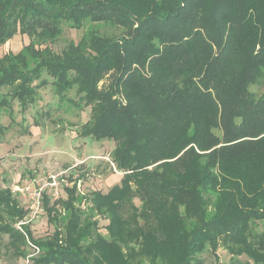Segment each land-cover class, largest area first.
Listing matches in <instances>:
<instances>
[{
  "label": "trees",
  "instance_id": "1",
  "mask_svg": "<svg viewBox=\"0 0 264 264\" xmlns=\"http://www.w3.org/2000/svg\"><path fill=\"white\" fill-rule=\"evenodd\" d=\"M83 32L60 53L63 24ZM0 110L13 122L51 85L90 107L78 136L113 142L122 176L107 191L42 192L53 226L0 188V238L29 264H264V0H0ZM6 127L0 122V142ZM50 193V192H49ZM137 199L139 204L134 200ZM107 221L100 232L99 220ZM262 225L261 231L253 229ZM222 248L232 261L221 262Z\"/></svg>",
  "mask_w": 264,
  "mask_h": 264
},
{
  "label": "rangeland",
  "instance_id": "2",
  "mask_svg": "<svg viewBox=\"0 0 264 264\" xmlns=\"http://www.w3.org/2000/svg\"><path fill=\"white\" fill-rule=\"evenodd\" d=\"M96 30L102 35H115L119 28L103 24L85 23L81 29H73L63 24L59 37L50 43L55 53H60L69 41H77L83 32ZM26 35L16 34L6 43L0 45V55L6 52L16 53L28 43ZM255 92L264 91V81L252 87ZM66 97L76 101L59 100L51 85L39 89L36 101L20 112L17 102L13 103V122L6 110H0V122L6 127L0 142V188H9L20 205L32 207V192L43 187V192L51 196L44 186L48 174L65 170V182L61 183L59 196L65 197L64 188L73 182L79 194L91 190L107 191L118 184L122 174L111 163L110 152L113 142L109 140L94 141L78 136L80 126L90 115V107L78 103L75 88L66 93ZM139 204L137 199L134 200ZM25 221L35 238H44L53 231V226L46 220L42 208L35 216L27 214ZM106 220H99L100 232L105 234L103 226ZM262 225L258 224L253 233H259ZM7 236L0 238V264H29L28 257L36 254L33 248L27 249V258L16 257L6 249ZM221 262L233 259L222 248L217 250ZM205 264H214V257L207 250L201 255ZM237 264H247L246 257H237Z\"/></svg>",
  "mask_w": 264,
  "mask_h": 264
},
{
  "label": "built area",
  "instance_id": "3",
  "mask_svg": "<svg viewBox=\"0 0 264 264\" xmlns=\"http://www.w3.org/2000/svg\"><path fill=\"white\" fill-rule=\"evenodd\" d=\"M65 170L60 171L58 173H50L48 174V181L44 184L45 187L49 189V192L51 193L52 197H58L59 196V190L61 188V183L65 182L64 178ZM65 184H67L65 182ZM43 192V187H39L34 192H32V207L29 210L28 215L31 214V216H35L38 210L41 208V196ZM27 221H22V223H25Z\"/></svg>",
  "mask_w": 264,
  "mask_h": 264
}]
</instances>
